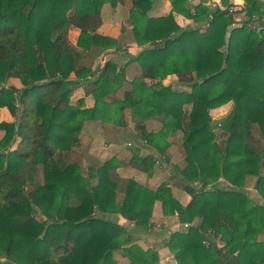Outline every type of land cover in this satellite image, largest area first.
I'll use <instances>...</instances> for the list:
<instances>
[{"label":"trees","instance_id":"1","mask_svg":"<svg viewBox=\"0 0 264 264\" xmlns=\"http://www.w3.org/2000/svg\"><path fill=\"white\" fill-rule=\"evenodd\" d=\"M124 1L139 52L123 65L97 66V54L131 47L98 32L104 6ZM156 1L0 0V108L14 119L0 123V264H117V256L127 264H156L159 253L140 246L123 226L147 230L156 202L164 216L177 215L188 226L167 239L176 264H264V206L245 192L248 178H257L264 200V24L248 26L264 18V0H244L235 12L247 18L241 23L228 0H221L224 10L206 0L192 7L167 0L168 14L151 17ZM179 17L191 25L181 27ZM71 31L78 33L75 42ZM133 63L141 75L127 81ZM81 86L83 95L72 102ZM230 102L234 110L216 143L210 111ZM147 120L161 129L147 131ZM98 121L132 122L141 143L166 162L169 136L181 135L185 166L176 171L189 204L179 203L170 182L151 190L130 179L121 194L112 179L121 164L115 157L86 175L66 162L84 123ZM126 149L129 166L151 177L156 157ZM221 179L226 189L205 190Z\"/></svg>","mask_w":264,"mask_h":264},{"label":"crops","instance_id":"2","mask_svg":"<svg viewBox=\"0 0 264 264\" xmlns=\"http://www.w3.org/2000/svg\"><path fill=\"white\" fill-rule=\"evenodd\" d=\"M203 0H188V6L192 7L198 3H200ZM244 5V0L242 1ZM126 4V3H125ZM125 4L118 5L117 8L112 9L109 6H104L101 12V17L103 19V25L99 29V33L103 35H108L114 38H118L120 33L113 32L112 29L116 27V23H113L114 21L119 20V13L121 9L125 8ZM130 8V4L128 3L126 5V18H128V10ZM171 7L167 0H157L152 11L153 13L150 15L151 17H161L168 14ZM111 10L110 13V21H108L107 14ZM128 23V22H127ZM178 23L181 27L187 26L190 22L184 18L179 17ZM191 28L193 27L190 26ZM128 30H131L130 26H127ZM74 34H76V37L78 36L77 31H71ZM70 34V33H69ZM70 36V35H69ZM75 37V39H76ZM71 38V37H70ZM124 46H131L129 43L126 42ZM137 48V47H136ZM136 49H129L128 52H124L123 54L116 55L113 50H108L105 52H101L96 55V60L99 61V59L108 58L105 62L108 60L113 59L116 56V60H119V57H123L124 61L127 60L126 57H128V54H134V51ZM121 61V62H124ZM104 62V63H105ZM117 62V61H116ZM104 63L100 64L99 66L102 67ZM99 62H97V65ZM137 63H133L126 67L125 69V75L126 80L131 81L133 78L138 77L141 75V69L138 70H132V74H129V69L131 66H135ZM71 79H74V75L72 74ZM169 80V79H168ZM168 80L165 81V83H168ZM170 81V80H169ZM145 82L147 84H151L152 81L149 79H146ZM176 86V85H175ZM128 87V86H126ZM185 87H182L184 89ZM177 89V88H176ZM83 92V87L81 86L80 89L77 91ZM75 91V93H78ZM73 94L71 101H76L83 93H79L78 97L76 94ZM118 94V97H117ZM112 95L110 98H108V101L111 102L114 99H119L121 95L120 93H117ZM77 97V98H76ZM73 98H75L73 100ZM112 98V99H111ZM114 98V99H113ZM74 101V102H75ZM87 104L92 105L93 100L91 97L87 98ZM145 127L147 131L151 132H157L161 129V124L156 120H147L145 122ZM84 130L81 136H79L80 140V147L77 149V153L82 154H88L89 157H92V159H95V155L98 157H102L103 155L102 163L106 160H109L113 157L117 158L120 161V167L112 171V179L117 183L119 192L122 194L124 192L126 183L128 180L132 179L138 182L139 184L146 186L147 188L151 190H156L160 184L163 182H170L172 188H173V194L176 197V199L179 201V203L182 206H186L191 201V197L184 191L183 186L184 184L180 180V178H176L174 170L176 167L183 168L185 166V157H184V149L180 146L179 143V135H171L168 138V142L170 143V147L167 150V155L169 157V161L166 162L159 156H157L154 152V150L148 146H145L141 143L139 140V137L137 135V132L134 131V125L132 122H128L126 127H113L115 130L109 131L108 125L102 124L101 122H86L83 126ZM109 137V141L107 146L103 149L96 146V142L99 141L100 138L103 136L106 138V136ZM134 141H132L131 139ZM175 140V141H174ZM128 142L132 143L135 147L139 148L140 151L142 150L143 155H154L157 159L156 167L152 173L151 177H148L144 173L140 172L137 169H134L133 167L129 166L128 162L131 157V153L126 149ZM132 146V145H130ZM100 152V153H97ZM97 153V154H96ZM108 157H104L105 155ZM183 154V155H182ZM107 158V159H106ZM262 175L264 176V168L262 169ZM257 178L250 177L245 183V192L248 195V197L253 200L256 204L264 206V200L259 196L258 192L255 189ZM199 188L200 184H196L195 188ZM214 187L218 189H226L228 187V184L224 180H220L217 184H214ZM209 186L205 189L208 190ZM115 221H118V216H113L112 218ZM198 221H195L193 225H197ZM124 228L126 231L134 238V240L139 243L140 246L143 248H151L154 249L159 253V260L156 264H176L175 256L171 254L167 249V239L168 236L171 235L173 232L176 231H184L188 226L180 224L178 221L177 215L174 216H164L162 214L161 210V204L160 202H156L154 204L153 208V214L151 219V226L147 230H142L140 228H137L134 226V224L129 222L123 223ZM262 240H264V235L261 237ZM206 240L208 244L214 243L215 245L220 246L219 241L216 239L213 241V238L210 236H206ZM117 264H127V260L117 256Z\"/></svg>","mask_w":264,"mask_h":264},{"label":"rangeland","instance_id":"3","mask_svg":"<svg viewBox=\"0 0 264 264\" xmlns=\"http://www.w3.org/2000/svg\"><path fill=\"white\" fill-rule=\"evenodd\" d=\"M264 1H262L263 3ZM126 3V4H125ZM129 2L128 1H124L123 5L125 4V8L121 9L120 13H119V20L118 21H114L113 23H116V27H114L112 29L113 32H118L120 33L119 35V39H120V44L121 45H125L126 42L129 43L130 45H134V40H133V36H132V33H131V30H128L127 29V26L128 25V18H126V5L128 4ZM261 3V6L263 5ZM231 7V6H230ZM243 8L240 7L239 9H234L232 10L233 11V18H234V21L235 23H241L243 21H246L247 18L245 16L242 15H239V14H236L235 12L236 11H240L241 9ZM129 11V10H128ZM110 13H111V10L109 11V13L107 14V17H108V21H110ZM153 13V11L151 10L149 12V15H151ZM254 19H257L256 16L253 17ZM262 24H264V18L261 20V21H253L251 23L248 24V26L252 27V28H259L260 26H262ZM189 25H191L190 23L185 26V27H188ZM237 26V24H234ZM235 26V27H236ZM70 39L72 42H75V37H76V34H74L73 32H70ZM130 47V46H129ZM131 49H136L134 51V54H129L126 61H124L123 57H119L120 61L119 60H116V56L111 59L113 61H117L120 65H123L125 64V62H127L131 57L135 56L138 52H139V48H136L135 46L133 47H130ZM116 55H119V53H115ZM108 59V58H107ZM106 58L103 57V59H99V61L97 60V62H99V64L97 66H99L100 64L104 63L106 60ZM121 61H124V62H121ZM139 65L138 64H135V66H131V68L129 69V74H132V70H135V69H139ZM168 83H170L171 85L175 86L176 85V88L177 90H182V86L181 84H178L177 81L175 80H168ZM10 84L12 85H15V86H19V83L17 82V80H13V81H10ZM85 83H82L81 85L84 86ZM78 92V91H77ZM79 93H83V92H79L78 93H75L76 96L78 97V94ZM121 95V93L119 94ZM76 97V98H77ZM117 97H118V94H117ZM110 98V97H109ZM75 98H73L74 100ZM112 99V98H111ZM114 99V98H113ZM75 101V100H74ZM73 101V102H74ZM234 110V105L232 102L228 103L227 105H224L220 108H217L216 110H211L210 112L212 113V129H213V132L216 134V143H219L221 141V136H222V124H223V121L230 116V114L233 112ZM14 119L13 117L11 116L10 112L6 109V108H0V123L1 122H8V123H11L13 122ZM103 124V123H102ZM105 125H108V129L109 131H112V130H115V128L113 127H118V126H114L113 124H108V123H105ZM255 127V126H254ZM252 128V131L255 135L258 136L259 132H257V129L256 128ZM83 130L84 128L81 130V133L79 136L82 135L83 133ZM135 131V129H134ZM136 132V131H135ZM154 132V131H153ZM3 132H0V139L2 138L3 136ZM138 135V134H137ZM179 135V134H178ZM109 135L106 136V138L103 136L102 138L99 139V141L96 142V146L97 147H100L101 149L105 148L107 146L108 141H109ZM179 137V143H180V146H181V135L178 136ZM133 139L135 138H132L131 140L134 141ZM80 141V140H79ZM175 141V140H174ZM135 142V141H134ZM127 144H130L132 146H134L132 143L128 142ZM80 147V146H79ZM73 148L67 155H66V162L68 163H77L80 165V167L82 168V171L83 173L86 175L88 174V171L90 172L91 170L95 171L97 168H99L103 163H102V160L100 159H103V155L101 154L102 157H98L97 155H95V159H92V157H89L88 154H80V153H77V149L79 148ZM182 147V146H181ZM97 153H100V152H97ZM96 153V154H97ZM141 153H142V150H141ZM184 154H185V151H184ZM183 155V154H182ZM104 157H108V154L107 156L105 155ZM185 157V155H184ZM107 159V158H106ZM107 161V160H106ZM174 173H175V176L176 178H179V175L176 171V169L174 170ZM38 181H40V183L43 182V175H42V170L40 169V172L38 174ZM216 187H214V185H210L209 186V189H215ZM217 189V188H216ZM207 242V241H206ZM62 251H60L61 253Z\"/></svg>","mask_w":264,"mask_h":264},{"label":"built area","instance_id":"4","mask_svg":"<svg viewBox=\"0 0 264 264\" xmlns=\"http://www.w3.org/2000/svg\"><path fill=\"white\" fill-rule=\"evenodd\" d=\"M243 0H228L229 4L231 5V7L229 8V13H233L232 10L234 9H239L240 7L243 6ZM204 4L206 6H210V7H219L220 9L224 10L225 8H223L222 4H221V0H206L204 2ZM236 25L233 24L232 27H235Z\"/></svg>","mask_w":264,"mask_h":264},{"label":"water","instance_id":"5","mask_svg":"<svg viewBox=\"0 0 264 264\" xmlns=\"http://www.w3.org/2000/svg\"><path fill=\"white\" fill-rule=\"evenodd\" d=\"M45 221V219H43Z\"/></svg>","mask_w":264,"mask_h":264}]
</instances>
